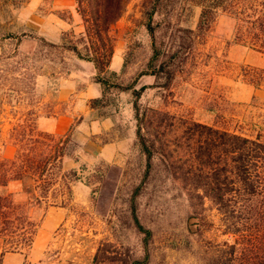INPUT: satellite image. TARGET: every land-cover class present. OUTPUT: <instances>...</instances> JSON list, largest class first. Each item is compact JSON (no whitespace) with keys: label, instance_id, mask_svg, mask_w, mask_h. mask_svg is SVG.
<instances>
[{"label":"rangeland","instance_id":"1","mask_svg":"<svg viewBox=\"0 0 264 264\" xmlns=\"http://www.w3.org/2000/svg\"><path fill=\"white\" fill-rule=\"evenodd\" d=\"M28 1L0 0V161L17 149V123L32 119L47 131L46 119L77 108L69 129L54 135L67 136L62 167L80 178L64 206L31 199L29 176L0 186L37 225L30 249L7 253L0 264H88L104 242L142 264H212L229 235L217 209L186 190L178 169L188 156L185 144L176 145L191 122L264 140L263 35L255 37L245 14L237 20L219 10L199 29L200 0H126L109 29L121 66L109 62L116 75L100 73L109 81L101 85L94 63L65 49L84 32L77 0L80 26L60 30L59 40L43 36L58 32L42 20L50 0L35 11L25 9ZM254 1L242 0L241 11ZM136 110L154 141L149 161ZM155 112L174 115L177 126L169 130ZM59 196L52 189L49 201Z\"/></svg>","mask_w":264,"mask_h":264},{"label":"trees","instance_id":"2","mask_svg":"<svg viewBox=\"0 0 264 264\" xmlns=\"http://www.w3.org/2000/svg\"><path fill=\"white\" fill-rule=\"evenodd\" d=\"M241 1L200 0L197 27L209 26L218 10L237 20L245 14L249 28L255 37L263 35L258 39L264 44V0L247 6L248 13L244 9L241 11ZM125 3L126 0H77L84 32L75 40H68L65 49L92 61L97 70L96 82L101 85L109 84V81L100 73L116 75L109 69L113 54L109 29L121 16ZM259 4L261 8L256 7V10L253 6ZM148 27L152 31L151 26ZM78 43H82L81 50ZM97 101L92 100L93 103ZM155 114L160 116V121L168 120L169 130L177 126L174 115L168 112ZM135 118L138 144L149 161L156 152L154 141L146 137L148 129L138 110ZM182 130L184 141L178 140L176 146L178 149L185 144L183 153L188 156L187 165L178 169L180 176L188 180L185 188L194 194L196 202L203 204L208 200L217 209L224 226L223 233L229 235L221 247L214 250L212 264H264V140L261 134L235 133L200 122H191ZM12 132L17 149L12 158L0 161V186L29 176L33 181L32 189L28 191L31 199L64 206L72 197L73 182L80 178L75 169L64 170L62 167L67 136L42 131L32 119L17 123ZM77 159L74 157L75 161ZM52 189L59 191V197H62L59 202L49 201ZM36 226L25 204L17 203L11 193L0 194V262L7 253H26L32 245ZM111 246L104 242L88 264L114 261L142 264L129 252L117 255Z\"/></svg>","mask_w":264,"mask_h":264},{"label":"crops","instance_id":"3","mask_svg":"<svg viewBox=\"0 0 264 264\" xmlns=\"http://www.w3.org/2000/svg\"><path fill=\"white\" fill-rule=\"evenodd\" d=\"M39 4H40V0H29L25 5V9L26 10L31 9V11H35L36 8L40 6ZM59 12L61 13L66 12L67 14H71L70 15L71 18L70 17L63 18L62 16H58L57 13ZM42 20L43 21L48 20V22L50 21V23L53 22L54 29L58 31V32L55 31V34L53 31L48 33L44 32L43 36L51 40H59L60 30L71 28L73 24H75V27L80 26L78 25L79 20L75 9V0H50L49 12H47V14L43 16ZM110 66L113 70H118L121 66V60L119 54L115 50L111 56ZM60 98L64 99V96L61 95ZM79 100L81 101L82 99ZM76 109L77 108H74L73 111H68L62 114H58L57 116H53L52 118L49 119V121L48 119H46L44 121L46 124L45 126L46 127L45 130H47L46 132H49L51 134L65 133L72 124V121L74 119L73 115L76 114L75 111ZM79 116L80 114L78 115V117ZM12 154H7L4 156L10 157L12 156Z\"/></svg>","mask_w":264,"mask_h":264}]
</instances>
